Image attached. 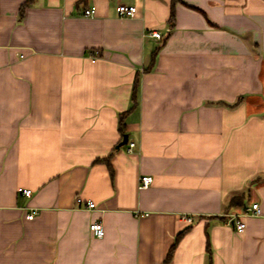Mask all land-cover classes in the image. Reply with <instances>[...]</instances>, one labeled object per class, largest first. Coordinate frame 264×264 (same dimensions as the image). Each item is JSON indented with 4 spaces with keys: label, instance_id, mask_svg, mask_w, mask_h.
<instances>
[{
    "label": "crops",
    "instance_id": "1",
    "mask_svg": "<svg viewBox=\"0 0 264 264\" xmlns=\"http://www.w3.org/2000/svg\"><path fill=\"white\" fill-rule=\"evenodd\" d=\"M23 1L0 0V264H264V0Z\"/></svg>",
    "mask_w": 264,
    "mask_h": 264
},
{
    "label": "built area",
    "instance_id": "2",
    "mask_svg": "<svg viewBox=\"0 0 264 264\" xmlns=\"http://www.w3.org/2000/svg\"><path fill=\"white\" fill-rule=\"evenodd\" d=\"M117 12L120 16H131L136 12V6L135 5H125L123 3H119L117 4ZM94 12L93 8H87L84 10V15L90 16L92 15ZM149 34L155 38H160L161 37V33L157 30H151L149 32ZM98 50H94L92 52L93 57L96 56V54L98 53ZM94 59V58H93ZM134 145L133 142H129L128 146H129V150L130 148ZM152 181V176L151 175H141L139 177V182H138V188H146L147 186H149V184ZM22 194H24L25 196H29L30 195V190L29 189H21L20 190ZM84 200L77 196L75 198V202L76 204H81ZM85 206L87 208H94L95 207V203L91 200H87L85 202ZM259 207L257 203H252V205L250 206V208H247L246 213H251V214H258L259 213ZM35 214V210H33L32 212L27 214V218L31 219L33 218ZM186 219L188 221H191L192 218L191 216H187ZM227 224L231 225L235 230L237 231H242L245 227V222L241 219V216L237 213H229L227 220H226ZM89 229L91 231V233L98 238H101L104 235V226L101 222V220H93L90 224H89Z\"/></svg>",
    "mask_w": 264,
    "mask_h": 264
},
{
    "label": "trees",
    "instance_id": "3",
    "mask_svg": "<svg viewBox=\"0 0 264 264\" xmlns=\"http://www.w3.org/2000/svg\"><path fill=\"white\" fill-rule=\"evenodd\" d=\"M34 0H24L19 7V15L22 16L24 9L26 6H28L29 4H31ZM176 0H171V12H170V17H169V21L172 22L173 20V9H174V4H175ZM155 53L156 50L153 51L152 53V57H151V62L153 63L154 58H155ZM118 128L120 133L123 135L125 133V122H124V114H122L121 116H119V124H118ZM243 203V195H235L232 196L229 200V206H233V205H242ZM182 232H180L177 237H176V241L178 240V238L180 237ZM174 248V245H172V247L170 248L168 255H167V259L171 256L172 250Z\"/></svg>",
    "mask_w": 264,
    "mask_h": 264
},
{
    "label": "water",
    "instance_id": "4",
    "mask_svg": "<svg viewBox=\"0 0 264 264\" xmlns=\"http://www.w3.org/2000/svg\"><path fill=\"white\" fill-rule=\"evenodd\" d=\"M128 142V136L126 133L123 134L122 140L117 144V147H121L122 145L126 144Z\"/></svg>",
    "mask_w": 264,
    "mask_h": 264
},
{
    "label": "rangeland",
    "instance_id": "5",
    "mask_svg": "<svg viewBox=\"0 0 264 264\" xmlns=\"http://www.w3.org/2000/svg\"><path fill=\"white\" fill-rule=\"evenodd\" d=\"M125 145H127V144H124L123 146H125Z\"/></svg>",
    "mask_w": 264,
    "mask_h": 264
}]
</instances>
